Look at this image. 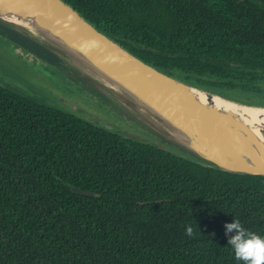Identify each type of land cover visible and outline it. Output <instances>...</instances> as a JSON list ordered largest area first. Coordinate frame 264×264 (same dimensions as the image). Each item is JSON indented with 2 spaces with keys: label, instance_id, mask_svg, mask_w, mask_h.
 Here are the masks:
<instances>
[{
  "label": "trees",
  "instance_id": "obj_1",
  "mask_svg": "<svg viewBox=\"0 0 264 264\" xmlns=\"http://www.w3.org/2000/svg\"><path fill=\"white\" fill-rule=\"evenodd\" d=\"M65 1L161 71L264 107V0ZM185 156L0 84V264H243L225 225L264 237V177Z\"/></svg>",
  "mask_w": 264,
  "mask_h": 264
},
{
  "label": "water",
  "instance_id": "obj_2",
  "mask_svg": "<svg viewBox=\"0 0 264 264\" xmlns=\"http://www.w3.org/2000/svg\"><path fill=\"white\" fill-rule=\"evenodd\" d=\"M0 23L38 42L55 54L60 64L69 60L88 78L97 82L94 76L101 78L111 93L157 128L151 134L180 147L189 157L225 171L264 177V126L247 123L241 112L218 106L213 97L264 107L226 99L161 71L99 30L65 0H0ZM15 23L32 29L34 35ZM201 93L207 96L205 102ZM88 118L91 124L121 134L108 123ZM143 129L148 128L143 125ZM74 190L93 196L89 191Z\"/></svg>",
  "mask_w": 264,
  "mask_h": 264
},
{
  "label": "rangeland",
  "instance_id": "obj_3",
  "mask_svg": "<svg viewBox=\"0 0 264 264\" xmlns=\"http://www.w3.org/2000/svg\"><path fill=\"white\" fill-rule=\"evenodd\" d=\"M0 84L86 120L91 116L93 120L112 125L121 134H131L145 143H158L159 146L153 145L187 157L180 147L151 134L157 128L111 93L106 86L93 78H88L75 63L64 59L61 68L47 66L35 54L28 53L2 33H0ZM91 89L106 95L111 101L104 96L96 95ZM235 95L249 97L243 92H237ZM143 125L150 133L143 129Z\"/></svg>",
  "mask_w": 264,
  "mask_h": 264
},
{
  "label": "clouds",
  "instance_id": "obj_4",
  "mask_svg": "<svg viewBox=\"0 0 264 264\" xmlns=\"http://www.w3.org/2000/svg\"><path fill=\"white\" fill-rule=\"evenodd\" d=\"M226 235L230 236L228 244L232 247L237 261L243 264H264V237L244 228L240 220L225 225ZM189 238H194L195 232L191 225L185 233Z\"/></svg>",
  "mask_w": 264,
  "mask_h": 264
},
{
  "label": "bare ground",
  "instance_id": "obj_5",
  "mask_svg": "<svg viewBox=\"0 0 264 264\" xmlns=\"http://www.w3.org/2000/svg\"><path fill=\"white\" fill-rule=\"evenodd\" d=\"M14 26L18 27L19 29H21L22 31H24L25 33L29 34V35H34V32L32 31V29L27 28L25 26L19 25L17 23L13 24ZM86 73L93 75L90 71L84 69ZM94 76V75H93ZM100 83H105L107 84L105 81H103L101 78L94 76ZM201 99L205 102L207 100V96L204 93H201ZM213 101L215 102V104H217L220 107H225L227 109H231L234 111H239L241 112V114L245 117V120L247 121V123L249 124H253V125H261L264 126V108H256V107H248V106H244V105H239L236 103H232L229 101H226L220 97H213ZM257 134H260V131L257 130L256 131Z\"/></svg>",
  "mask_w": 264,
  "mask_h": 264
}]
</instances>
